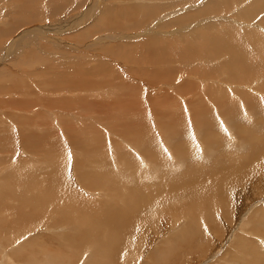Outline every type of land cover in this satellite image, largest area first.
Listing matches in <instances>:
<instances>
[{
  "label": "rangeland",
  "instance_id": "374dc122",
  "mask_svg": "<svg viewBox=\"0 0 264 264\" xmlns=\"http://www.w3.org/2000/svg\"><path fill=\"white\" fill-rule=\"evenodd\" d=\"M256 35L264 38V0H0V208L10 206L0 217V264H12L6 255L20 264H154L164 236L172 240L169 256L162 254L164 258L155 264H264V231L257 226L264 217V174L261 180L257 175L254 184H243L250 185L247 192L226 187L232 197L230 207L238 210L232 222L222 216L218 201L208 200L211 195L218 197L219 189L211 184V194L204 185H196L194 174L202 178L211 167L197 172L190 167L203 162L202 155L209 156L211 166L224 149L238 148L235 156L224 157L210 172L219 177L221 167H244L251 173L261 167L264 173V58L260 57L264 51L255 50ZM232 41L244 43L240 46L244 49L234 53ZM236 54L244 68L240 64L228 68ZM251 134L258 139L251 140ZM161 136L169 143L170 155ZM230 137L235 142H229ZM133 138L146 139L163 158L151 160ZM203 139L207 143L202 144ZM87 148L95 152L89 162L96 169L90 167L93 173L86 174L91 178L99 179L113 167L143 169V173L127 169L120 176L130 189L127 201L142 195L137 205H101L110 194L119 198L115 191L121 188L104 178L96 188L86 190L77 168L86 163ZM142 155L149 159L148 169L141 163ZM53 161L71 174L66 178H76V186H66L86 196L78 203L96 210V220L60 218L63 211L57 205L52 211L55 218L45 222L23 206L27 215L16 228L13 216L21 205L18 200L9 202L7 192L12 186L15 190L26 186L13 185L12 174L27 167L23 169L33 168L41 176L53 168L49 166ZM175 180L183 183L169 197L184 195L179 202L174 200L167 210H160L153 209V204L148 207L147 201L148 212L136 215L135 228L119 226L129 221L131 209L135 215L153 188L168 189ZM148 181L152 189H145ZM253 189V198L246 200L244 195L254 193ZM56 196L62 208L76 206V199L64 196L61 201L63 197ZM113 204L118 207L111 208ZM16 205L18 212L11 207ZM151 208L158 213L153 215ZM199 210L205 213L200 215ZM198 217L200 228L187 233L186 225ZM113 218L122 221L113 225ZM63 221L69 224L60 227ZM80 223L88 226L76 229ZM102 236L107 242L113 240L110 255ZM65 239L75 243V261L73 255L65 262L52 257L66 250ZM115 242H120L118 248ZM91 246L97 250L94 254ZM104 255L110 263L99 260Z\"/></svg>",
  "mask_w": 264,
  "mask_h": 264
},
{
  "label": "bare ground",
  "instance_id": "6f19581e",
  "mask_svg": "<svg viewBox=\"0 0 264 264\" xmlns=\"http://www.w3.org/2000/svg\"><path fill=\"white\" fill-rule=\"evenodd\" d=\"M257 7H254V9H256ZM179 11V10H178ZM249 11H251V10H249ZM255 11V10H254ZM250 13H252V12H249V14ZM256 13L258 14V12H257V9H256ZM123 15V14H122ZM252 15V14H251ZM255 15V14H254ZM250 17V16H249ZM109 20V19H108ZM66 21V20H65ZM78 26V25H77ZM250 26V25H249ZM248 26V27H249ZM55 27V26H54ZM238 32V31H237ZM215 33V32H214ZM218 33V32H217ZM56 34V33H55ZM207 34V33H206ZM228 34V33H227ZM253 34V33H252ZM259 34V33H258ZM211 35V34H210ZM214 36H215V34H213ZM249 35V34H248ZM205 36V35H204ZM253 36V35H252ZM207 37H212V36H209V35H207ZM219 37V36H218ZM214 38V37H213ZM247 38H249V37H247ZM255 38H258V40H257V43L256 42H253L254 43V46H256V49L255 50H259V51H264V38H262L261 37V39H259L260 38V35H256L255 36ZM205 39H206V37H205ZM250 39V38H249ZM220 40H222V39H220ZM242 41V40H241ZM251 41V40H250ZM253 41V40H252ZM195 42V41H194ZM223 42H224V40H223ZM232 43H234L233 44V46H232V48H233V50L235 51L234 53H236L237 52V50L238 51H242V49H244V46H243V48L242 47H240V46H242V45H244V43H242V45H240V44H237V45H235V41H232ZM231 43V44H232ZM239 43H241V42H239ZM247 43V42H246ZM230 44V43H229ZM199 45V44H198ZM220 46V45H219ZM225 46H227V45H225ZM228 46H230V45H228ZM155 47V46H154ZM218 49V48H217ZM220 52L222 51V49L223 48H221V46H220ZM215 55V54H214ZM222 55H223V53H222ZM218 56V55H217ZM261 58L263 57L264 58V55L263 56H260ZM209 58V57H208ZM206 59V58H205ZM38 60V59H37ZM243 60H242V58L239 56V55H237L236 54V56H233V59H232V61H231V63H233V64H230L231 66H229V64H228V68H233V67H235V69H236V67H237V65L238 64H240V66L242 65L243 66ZM245 64V63H244ZM260 64V63H259ZM215 67V66H214ZM262 67H264V64H263V66ZM216 68V67H215ZM242 67H239V69L238 70H236L237 71V74L239 75V72H240V70H242L241 69ZM243 68H244V66H243ZM219 69V68H218ZM251 69H254L253 67L251 68ZM264 69V68H263ZM262 69V70H263ZM226 70V69H225ZM228 70V69H227ZM248 70V69H247ZM216 71V70H215ZM214 71V72H215ZM257 71V70H256ZM261 71V70H260ZM264 71V70H263ZM231 72V71H230ZM253 72V71H252ZM258 72V71H257ZM242 73V72H241ZM260 74H261V72H259ZM245 74V73H244ZM242 76V75H241ZM245 76H247L246 74H245ZM251 76H252V74H251ZM261 76H263L262 74H261ZM237 78H239V77H237ZM262 81H263V79H262ZM264 82V81H263ZM262 82V83H263ZM263 86L264 85H262V87L261 88H263ZM260 87V86H259ZM135 90V89H134ZM248 94L249 93H247V94H245L247 97H246V99L248 100ZM243 99V98H242ZM245 100V99H244ZM243 100V101H244ZM254 101V100H253ZM261 101V100H260ZM242 103V102H241ZM248 103V102H247ZM22 104V103H21ZM250 104V103H249ZM252 104V103H251ZM254 104V103H253ZM119 105V104H118ZM234 105V104H233ZM244 105V104H243ZM130 106V105H129ZM238 106V105H237ZM248 107H249V105H248ZM247 107V108H248ZM252 107V106H251ZM133 108V107H132ZM234 108V107H233ZM123 109V108H122ZM93 110V109H92ZM132 110V109H131ZM125 111V110H124ZM233 112V111H232ZM223 113V112H222ZM251 116V115H250ZM156 117V116H155ZM209 118V117H208ZM254 118H255V116H254ZM217 121V120H216ZM231 121V120H230ZM257 121V120H256ZM157 126V125H156ZM203 126V125H202ZM206 126H208V125H206ZM205 126V123H204V127L205 128H207ZM112 128V127H111ZM199 128H200V130L202 129L200 126H199ZM204 128V129H205ZM208 129H209V127H208ZM211 129V128H210ZM122 131V130H121ZM211 131V130H210ZM230 131V130H229ZM232 131V130H231ZM242 130H240V132H241ZM203 131L201 130V133H202ZM236 132V131H235ZM165 132L163 131V134H164ZM204 133V132H203ZM210 134V133H209ZM218 134V133H217ZM217 134H211L212 136H214V135H217ZM220 134V133H219ZM73 135V137L75 136V133H73L72 134ZM234 136V135H233ZM164 137H165V135H164ZM204 137V136H203ZM207 137H208V135H207ZM136 138V137H135ZM135 138H133V142H134V144L135 145H139L141 148H142V150H141V152L144 154V155H149V157H150V159L151 160H154V161H156L159 157H161V158H163L160 154H159V151L160 150H155V149H153V147L150 145V143H147L146 142V139L145 140H138V139H135ZM251 140H254V141H256L257 139H258V137L257 136H255L254 134H251L250 135V137H249ZM161 139H162V141H163V145H165V148H166V151H167V153L169 154L170 152H169V143H167L166 141H165V139H163V137L161 136ZM206 139V138H205ZM205 139H203V140H201L200 142L202 143V144H205V142L207 143V141H208V139H207V141L205 140ZM233 139L234 138H232V137H230V139H229V142H232L233 141ZM239 139V138H238ZM125 140V139H124ZM233 142H235V140L233 141ZM242 142V141H241ZM34 142H32V144H33ZM36 143V142H35ZM217 143V142H216ZM222 143V142H221ZM88 144V143H87ZM131 144V143H130ZM197 144V143H196ZM38 145V144H37ZM91 145V144H90ZM132 145V144H131ZM191 145H193V144H191ZM231 145V144H230ZM232 145H233V143H232ZM241 145V144H240ZM243 145V144H242ZM242 145H241V147H242ZM88 146H89V144H88ZM88 146H86L85 145V147H88ZM92 146V145H91ZM128 146V145H127ZM234 146H235V144H234ZM204 148H205V145L203 146ZM203 147H200V149H202ZM206 147H208L209 149H212L211 147H210V145L209 144H206ZM233 147V146H232ZM89 148V147H88ZM87 148V154L85 155L86 156V159H85V161H86V163H87V166L85 165L86 163H83V166L81 167V165L80 164H78V166H79V168H83V169H79V168H77L78 169V171H79V175H80V179H81V181H82V183H83V186H86L87 187V191L91 188V186L92 187H94V188H96V186H97V184H98V182H102V180H103V178L104 179H107V182L109 183V185H121V188H119L118 190H116L115 192L116 193H118L119 194V198H113L112 197V195L110 194V196H109V198H108V200H105L104 202H102L101 203V205L103 204H107V203H110V202H112V203H120L122 206H126V205H130V206H133V205H137V202L140 200V199H142L143 197H141L142 195H139L137 198H133L132 200H130V201H127V197L129 196V193H130V189H126L125 187H124V184H127V182L126 181H124V179L123 178H121L120 176H122L123 174H124V172L127 170V169H132L134 172H144L143 171V169H138V168H141V167H128V168H126V166H124V167H113V168H110V170L106 173V174H104L103 176H101V178H99V179H95L96 178V176L94 175H92L93 177L91 178V174L90 175H86L87 174V172H92L93 173V168H95V167H93L92 166V164L89 162V160L91 159V158H93V153H95L94 151H93V153H92V151L90 150V149H88ZM103 148V147H102ZM117 148V147H116ZM235 148V147H234ZM179 149H180V147H179ZM184 149V148H183ZM227 150H228V148H226ZM226 149H224L222 152H223V154L221 155V158H220V160H218V159H216L214 162H212V165L210 166V165H208V162H209V156L208 155H202V157H200L202 160H203V162H200V161H198L197 162V164L195 165L194 163H191L190 164V167L191 168H194V171L195 172H197V170H199V169H201L202 167H205V168H207V167H211V170L210 171H213L212 170V168H214V167H216L217 165H215V164H217V163H221V162H223V158L224 157H226V156H235L236 154H235V152L236 151H238L237 149H236V151H234V150H231L230 148V151L228 150H226ZM251 149V147L248 149V151ZM30 150V149H29ZM32 150V149H31ZM219 150V149H218ZM241 150H242V148H241ZM215 151V150H214ZM247 151V152H248ZM197 153V152H196ZM201 153V152H200ZM220 153V152H219ZM206 154V153H205ZM217 154V153H216ZM49 155V154H48ZM144 155H142V157L140 158V160H141V163L145 166V167H147V166H149L146 162H148V158L146 157V156H144ZM170 155V154H169ZM168 155V156H169ZM35 156H37V155H34V157ZM45 156H47V155H45ZM174 156V155H173ZM219 157V156H218ZM217 157V158H218ZM37 158V157H36ZM46 158V157H45ZM44 157H43V159H45ZM49 159H50V157H48ZM52 158V157H51ZM115 159V158H114ZM117 159V158H116ZM174 159V158H173ZM19 160V159H18ZM45 160H48V159H45ZM75 160V159H74ZM92 160V159H91ZM40 160H36V161H34L35 163L37 162V163H40L39 162ZM120 160H118V162H119ZM204 161H206V163H204ZM34 162H31V164L30 165H32V164H34ZM54 162V161H53ZM75 162V161H74ZM135 162H138L137 163V165H139L140 164V162L139 161H135ZM150 162V161H149ZM75 163H77V162H75ZM114 163V162H113ZM116 163V162H115ZM185 163V162H184ZM42 164H44V163H42ZM54 164V166H52ZM53 164H51V165H49V166H51V167H53V168H51L50 169V171H48L49 173H51V175L47 172V173H42V175L40 176L39 175V173H38V171H36L35 169H31V170H27V169H23V168H27V167H20V170H17L16 172H20L21 174H22V176H21V174L20 173H13L12 175H14V182H13V185H14V183L15 182H17V183H19V185L20 184H23V185H25L26 187H23V188H16L17 190H15V189H12L13 188V186H12V188H11V190L9 191L8 190V195L10 196L9 198H8V201L10 200H18L19 201V204L21 205V208L19 209V212H18V207H17V205L16 206H11V207H14L15 209H16V212H18L19 214H16L15 215V217L13 216V219H14V223H13V225L16 223V225H14L16 228H19L20 227V220H21V218H24L25 217V214L27 213L26 212V210H23V206L24 207H26V208H29L30 209V211H31V213L33 214V216H35L34 218H39L40 216H42V218L43 219H45V222L47 221V220H52V219H54L55 217H54V212H52V211H54V210H56V208H57V205H58V209H61V211H63V214L62 215H60V218L62 217V216H64V217H66V216H68V217H77V216H79L80 218H81V220L82 221H84V220H88V219H94V220H96V217H93V215H95L94 214V211H96V210H94L93 211V208L91 207V208H88L89 206H87L86 205V203L85 202H83V203H78V201H79V199L80 198H83L84 199V201H85V198H86V196L85 195H83V194H81L78 190H72L71 188L70 189H68V187H69V185L68 186H66L68 183H74V179L76 180V178H74V179H72L71 177H67L66 178V174H68L69 175V173H66L65 172V170H66V168L65 167H59V165H58V167H57V164H55V162L53 163ZM48 165V164H47ZM208 165V166H207ZM215 165V166H214ZM24 166H25V164H24ZM33 166V165H32ZM77 166V167H78ZM140 166V165H139ZM167 166H169V165H167ZM84 167H86V168H84ZM90 167H93V168H90ZM43 168H45V167H43ZM47 169H49L48 167H46ZM73 168V167H72ZM144 168V167H143ZM150 168V167H149ZM177 168V167H176ZM209 168H207V169H205V170H208ZM230 169V170H228V169ZM96 169V168H95ZM147 169H148V167H147ZM154 169L156 170V167H154ZM263 169H264V167H263ZM40 170V169H39ZM45 170V169H44ZM44 170H42L41 169V172H43ZM151 170V169H150ZM150 170H149V174H151L150 173ZM168 170V169H167ZM68 171V170H67ZM74 171H76V170H74ZM127 171H129V170H127ZM132 171V172H133ZM194 171H192V170H190V173L191 174H189V175H193L192 174V172H194ZM210 171H208V173L207 172H205V174L203 175V177L201 178L200 176L198 177V175L195 173L194 175H195V181L197 182L196 183V185H199V188H201L200 186L201 185H204V187H205V189L207 188V190H212V186H211V184H213V185H215L218 189H219V196L218 197H211L210 196V198L208 199V200H210V199H214L215 201H218L219 202V204L217 205V208H218V210L219 211H222V212H224V214L222 215V216H224V218L225 219H229L230 221H232V222H235L234 221V219L237 217V215H238V210L236 209V207L235 206H232V207H230V205H231V195L229 194V193H227L226 192V187H228L229 185L230 186H235L237 189H239V190H241V191H246L248 188H247V186H250V185H247V186H243V184L244 183H246V182H248V183H253L254 184V181L256 180V178H257V175L259 176V178L257 179V180H261L262 179V177H263V174L264 173H262L261 172V167L260 168H258V170L256 171V169H253V171H252V173L249 171V172H246V169L244 168V167H225V168H223V167H221V171L223 172V174L222 175H220L219 177H218V174L216 173V172H214V173H212V172H210ZM228 171H232V172H230V173H226V172H228ZM40 172V171H39ZM68 172H70V171H68ZM97 172V174H99L98 173V171H96ZM167 172V171H166ZM200 172V171H199ZM83 173H85V175L83 174ZM226 173V174H225ZM73 174V173H72ZM75 174H77V171H76V173ZM126 174V173H125ZM124 174V175H125ZM134 174V173H133ZM146 174V173H145ZM202 174V173H201ZM201 174H199V175H201ZM12 175H10L8 178L9 179H11L12 178ZM44 175V176H43ZM67 175V176H68ZM135 175V174H134ZM139 175V174H138ZM143 175V174H142ZM193 175V176H194ZM65 176V177H64ZM69 176H71V174L69 175ZM76 176V175H75ZM74 176V177H75ZM78 176V175H77ZM85 176V177H84ZM127 176V175H126ZM128 176H130V175H128ZM146 176H147V174H146ZM140 177H141V175H140ZM180 177H183V176H180ZM8 178L6 179V181L9 183V182H11V181H8ZM139 178V177H138ZM22 181H21V180ZM123 179V180H122ZM137 179V178H136ZM146 179V178H145ZM5 180V179H4ZM12 180V179H11ZM78 180V179H77ZM116 180V181H115ZM154 180V179H153ZM152 179H151V181H153ZM254 180V181H253ZM256 180V181H257ZM263 180H264V177H263ZM13 181V180H12ZM130 181V180H129ZM181 182L182 181H173V182H171V184L168 186L169 188L168 189H159V190H157V187H155V188H151V185H150V183H149V181L147 182V185L145 186L146 188L145 189H148V188H151L152 189V191H150L148 194H146L144 197H147L146 198V200L143 202V204L141 205V207H139L138 209H136L137 211H136V213H135V215H134V213H131V212H133L132 211V209L130 210V217H129V221L128 222H124V223H122V224H120L119 226H121V227H123L124 229H130V228H135L136 227V225H135V221L137 220V219H139V217H137L136 219H135V217H136V215L138 214V213H142V214H146V212H148L147 211V208L151 205V204H153V205H155L154 207H153V209H158V208H162V209H160V210H167L168 209V204L169 203H172L174 200H177L178 202H179V199L182 197V196H184V195H182V196H172L171 198L169 197V193H170V196H171V194L172 193H175V191H172L173 189L175 190V187H177L178 188V190H179V187L177 186V185H180L181 184ZM194 182V181H193ZM12 183V182H11ZM11 183H9V184H11ZM17 183H15L16 185H17ZM143 183V182H142ZM152 183V182H151ZM183 183V182H182ZM185 183H187V181H185ZM191 183V182H190ZM190 183H187V184H190ZM256 183V182H255ZM187 184L185 185V186H187ZM257 184V183H256ZM74 186H76V184L74 183L73 184ZM154 185V184H153ZM157 185V184H156ZM192 185V184H191ZM194 185V184H193ZM195 186V185H194ZM194 186H193V188H192V186H190L189 185V187L191 188V189H194ZM1 187V186H0ZM5 187V186H4ZM4 187H2V188H4ZM77 187H79V186H77ZM184 187V186H183ZM138 188H140L139 186H138ZM198 188V189H199ZM77 189H79V188H77ZM85 189V188H84ZM135 189V191H140V190H138L137 188H134ZM144 189V188H143ZM196 189V188H195ZM244 189V190H243ZM185 190V189H184ZM183 190V191H184ZM190 190V189H189ZM197 190V189H196ZM216 190V189H215ZM254 190V189H253ZM3 191V190H2ZM7 191V190H6ZM5 191V192H6ZM77 191V196H75V195H73V192H76ZM81 191V190H80ZM85 191V190H84ZM83 191V192H84ZM194 191V190H193ZM192 191V192H193ZM202 191V190H201ZM204 191V190H203ZM202 191V192H203ZM244 191V192H245ZM86 192V191H85ZM188 192H190V191H188ZM191 192V193H192ZM214 192V190H212V192H211V194ZM217 192V191H216ZM247 192V191H246ZM254 193H250V192H248L249 194H246V195H244L246 198L248 197V199H246V200H248V201H251V199L253 198V195L255 194V190L253 191ZM58 193L60 194V197L62 198L61 199V201H64L65 200V198H64V196L66 197V198H72L74 201H75V199L77 200L76 201V206H71V207H67V210L63 207H61V205H60V203H58V200H60L59 198H56L57 196L56 195H58ZM197 193V192H196ZM205 193L207 194V192L205 191ZM85 194V193H84ZM183 194H185V193H183ZM198 194V193H197ZM197 194H195V195H197ZM209 194V193H208ZM2 195V194H1ZM0 195V196H1ZM187 195V194H186ZM191 195V194H190ZM187 197H188V195H187ZM2 198V197H1ZM1 198H0V200H1ZM189 199H192V198H189ZM67 200V199H66ZM195 200V199H194ZM207 200V201H208ZM9 201V202H10ZM73 201V202H74ZM109 201V202H108ZM147 201H148V207H147ZM11 202H15V201H11ZM175 202V201H174ZM202 202H203V200H202ZM203 203H205V202H203ZM197 204V203H196ZM3 205V204H2ZM10 205V204H9ZM13 205V204H12ZM100 205V204H99ZM112 205V204H111ZM114 205V204H113ZM5 208H0V217H1V219L4 217V213H5V210H7V208L8 207H10V206H5V205H3ZM201 206H202V203H201ZM200 206V204H199V207H201ZM114 207H118V205L117 204H115L114 206H111V208H114ZM203 207V206H202ZM202 210V209H201ZM201 210H199V213H200V215L204 212L205 213V211H201ZM60 211V210H59ZM105 211H107V210H104V209H102L101 210V212H105ZM4 212V213H3ZM99 211H97V213H98ZM151 213H153V215H156L157 213H158V211L157 210H152V208H151V211H150ZM197 212V211H196ZM62 213V212H61ZM162 213V212H161ZM172 213V212H171ZM173 213H174V211H173ZM189 213L191 214V212L189 211ZM194 214H195V212H193ZM198 213V214H199ZM203 213V214H204ZM221 213V212H220ZM15 213H12V214H8V216L9 215H14ZM68 214H71V215H68ZM197 214V215H198ZM207 214L208 213H206V217H207ZM27 215V214H26ZM104 216V215H103ZM105 216H106V213H105ZM190 216V215H189ZM205 216V215H204ZM203 216V217H204ZM99 217V216H98ZM67 218V217H66ZM172 218V217H171ZM193 218V217H192ZM202 218V217H201ZM204 219V218H203ZM202 219V220H203ZM23 220H25V219H23ZM68 220V219H67ZM93 220V221H94ZM113 220H116L115 222L113 221ZM59 221V220H58ZM68 221H71V220H68ZM92 221V222H93ZM122 220L121 219H119V218H113V219H111V223H113V225H115V224H117V223H120ZM90 222V221H89ZM97 222H98V220L96 221V224H97ZM179 222V221H178ZM198 222H200V219H199V217L198 218H195V219H192V222L187 226L186 225V230H187V233H190V232H195V231H197V229H199L200 227H199V224L200 223H198ZM61 223V222H60ZM64 223H66V224H69L68 222H65V221H63L61 224H59L60 225V227H62L63 226V224ZM72 223V222H71ZM195 223H197V224H195ZM48 225H50V223H47ZM73 224V223H72ZM88 223H86V224H82V223H80V225H78V227L76 228V229H79V228H81L82 226H88L87 225ZM178 224V223H177ZM215 224L216 223H214L213 221H212V225H213V227H215ZM13 225H10V226H8V227H12ZM47 225V226H48ZM51 225H52V223H51ZM53 225H55V224H53ZM91 225H92V223H91ZM258 226V229H259V231H264V217H262V219H261V222L257 225ZM8 227H6V228H8ZM190 227V228H189ZM52 227L50 226V228L49 229H51ZM66 228V227H65ZM72 228L73 227H71L70 228V230H72ZM69 229V228H68ZM213 229H215V228H213ZM70 230H68V232H71ZM104 230V229H103ZM51 231V230H50ZM57 231V230H56ZM81 231V230H80ZM27 232V231H26ZM60 232H62V230L60 231ZM66 232H67V230H66ZM77 232L78 231H76V233H75V231H74V233L75 234H77ZM107 232V231H106ZM123 232V231H122ZM209 232V231H208ZM3 233H5V232H3ZM53 233V232H52ZM51 233V234H52ZM206 233V232H205ZM96 234V233H95ZM263 234V233H262ZM44 235V234H43ZM55 235V234H54ZM68 235V234H67ZM71 235V234H70ZM79 235V234H78ZM60 237V236H59ZM71 236H69L68 235V239L70 238ZM87 237V236H86ZM88 237H89V235H88ZM96 237V236H95ZM95 237H93V238H95ZM33 238V237H32ZM43 238V237H42ZM102 238H105L106 239V245H104V249H105V251H107L108 252V254L110 255V254H112V252H111V250L110 249H112V243H113V240H111V241H109V242H107V237H103L102 236ZM259 238V237H258ZM60 239V238H59ZM68 239H65L64 240V242L66 241V243H67V246L69 247V249H67V246H66V250L64 251V252H62V253H60V254H58L56 257H54V255L52 256L55 260L56 259H61L62 261H64V259H66L65 261H68V258H71V257H68V256H71V255H73V257L72 258H74V255L76 254V248H74L75 247V243H74V241L73 240H68ZM125 239V238H124ZM128 239V238H127ZM163 239H165L164 241H162V244H161V246H160V248H159V252L157 251V250H155V251H157L156 252V254H157V261H160V259H163L162 257H160L162 254H168L169 253V248L171 247V246H169V243L170 242H172V240L171 239H169V237H165L164 236V238ZM42 240H45V239H42ZM62 240H63V237H62ZM59 241V240H58ZM92 241H94V239L92 240ZM116 241V240H115ZM176 241V240H175ZM48 242V241H47ZM96 242V241H95ZM65 243V244H66ZM59 244V243H58ZM90 244V243H89ZM115 244V246H116V248H118V244H120V242H115L114 243ZM35 245V244H34ZM84 245V244H83ZM60 246V245H59ZM88 246V245H87ZM120 246V245H119ZM33 247V246H32ZM61 247H62V245H61ZM92 247V249H93V254L95 253V251H97L96 250V248L94 249V247L93 246H91ZM133 247V246H132ZM159 247V246H158ZM40 248H42V247H40ZM88 248V247H87ZM120 248V247H119ZM134 248V247H133ZM23 249V248H22ZM172 251V250H171ZM46 252V251H45ZM26 254V253H25ZM57 254V253H56ZM117 256V255H116ZM168 256H169V254H168ZM11 257L10 256H8V255H6V260L8 261V262H10V263H12V264H20V263H17V262H15V261H13L12 259H10ZM46 258V257H45ZM53 258H50V259H53ZM75 258H76V256H75ZM75 258L73 259L74 261H75ZM94 258H96V257H94ZM48 259V258H47ZM90 259H91V256H90ZM150 259H152V256H151V258ZM101 262H104L105 260H108L109 261V263H110V259L107 257V255H104V259L103 260H101V259H99ZM155 260V261H156ZM43 261H45V260H43ZM64 261V262H65ZM70 261V260H69ZM155 261H154V264H155ZM156 261V262H157ZM41 263V262H40ZM39 263V264H40ZM62 263V262H61ZM151 263H152V261H151ZM245 263V262H244ZM45 264H47L46 262H45ZM50 264V263H49ZM58 264H59V262H58ZM88 264H90V263H88ZM92 264H94V263H92ZM96 264V263H95ZM107 264V263H106Z\"/></svg>",
  "mask_w": 264,
  "mask_h": 264
}]
</instances>
